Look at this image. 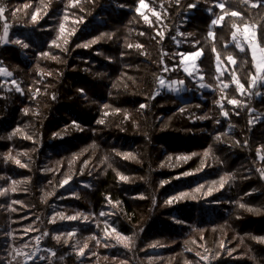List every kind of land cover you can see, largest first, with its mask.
<instances>
[{
    "label": "trees",
    "instance_id": "16d2710c",
    "mask_svg": "<svg viewBox=\"0 0 264 264\" xmlns=\"http://www.w3.org/2000/svg\"><path fill=\"white\" fill-rule=\"evenodd\" d=\"M251 2L0 0V264H264V69L233 41L252 27L264 49Z\"/></svg>",
    "mask_w": 264,
    "mask_h": 264
},
{
    "label": "snow or ice",
    "instance_id": "6c2138e0",
    "mask_svg": "<svg viewBox=\"0 0 264 264\" xmlns=\"http://www.w3.org/2000/svg\"><path fill=\"white\" fill-rule=\"evenodd\" d=\"M77 2H78V0H77ZM243 2H244L245 4H248V3L250 2V0H243ZM72 6H75V5H72ZM189 7L194 8V7H196V5H195V4H192V5H189ZM217 7H219L221 10H223V9H224V4H223V3H218V4H217ZM251 7H252V8L264 7V0H254V2H251ZM144 8H148V4L145 3V0H139V7L136 9V11H137L138 13H140L141 15H143V13H142L140 10H141V9H144ZM3 11H4V9H3V8H0V15L3 14ZM152 14L155 15V16H157V18L159 19V16H158V14H157L156 12H153ZM227 14L230 15V16H232V17H239V16H241V13H240L239 11H237V10H232V11H230V12L227 13ZM144 19H145V21H147L148 18L145 16ZM32 20L35 22V20H36V15H33V16H32ZM223 20H224V15H221V16H219L218 20H213V21H212V24H213V25H216L219 21H223ZM233 27H236V24H235V23L233 24ZM60 31H61V32L64 31V25H63V24H61V26H60ZM243 31H244V33H247V32L249 31L248 27L245 26L244 29H243ZM7 34H8V28H7V25H5V28H4V38H5V39H4V42H5V43L8 42L7 39H6ZM158 35H159V33H158ZM209 35H212V33L210 32ZM233 38H234V39L236 38V33H233ZM161 39H163V36H161ZM94 42H95V41H93V43H94ZM13 43L21 44V41H19V40H17V41H13ZM64 43H67V40H65ZM21 46L24 47V48H27V47H28L27 44H22ZM88 46H89L88 44L83 45V47H88ZM136 47H137V48H140L141 45L137 44ZM236 47H240L239 42L236 43ZM243 50H244V49L241 48V51H243ZM253 51H255V49H253ZM200 54H201V53H200L199 51H197V52L193 53L190 57H184V59H191V60L194 61V60L196 59V57H198ZM44 55L47 56V53H44ZM254 58H255V57H254ZM228 59H229L230 61H232V57L229 56ZM181 62H183V59H182ZM232 62L234 63V61H232ZM192 67L194 68L195 65L193 64ZM262 69H264V61H262L261 64H259V65L257 66V71H258V72L261 71ZM165 71H167V68H165ZM184 71L187 72L189 76L192 75V72L189 70L188 67H185ZM0 75H3V76H11V73L8 72V71H7L6 69H4L3 67H0ZM260 78H261V79H264V77H260ZM201 79H203V77H201ZM256 79H257V77L253 76V78H252V86H253V87L255 86ZM233 81L236 83V88H237L241 93H243V92H244V85L241 84L238 80H236L235 77H233ZM176 83H177L176 81H173V82H172L173 87H170V88H169L170 91H179L178 88H175V87H174V85H175ZM178 83L181 84V85H183L184 81H179ZM159 84H160L161 86H165V81H164L163 79H160V80H159ZM200 86H201L202 88H203V87H206L204 84H201ZM223 87H224V88H227L228 85H227V84H224ZM16 91H17V92H22V90H21V88H20L19 86L16 87ZM156 95H159V92H157ZM53 98H54V97H53ZM151 98L154 99L155 96H153V97H151ZM228 103L231 104V105H238V104H240V102H239L237 99H230V100L228 101ZM104 107L107 108V107H109V106H108V105H105ZM145 107H146V105H144V104L140 105V108H142V109L145 108ZM181 111H183V109H182ZM25 112L27 113V109L25 110ZM223 115H224L225 117H227V116H228V112L224 111V112H223ZM201 119H204V117H201ZM251 122H252V121H250V123H251ZM97 123L103 124V123H104V120H99V121H97ZM76 127L79 128V125H76ZM219 139H220V137H217V140H219ZM93 147H94V146H93ZM25 155H26V153H25ZM117 155H122L124 159H133V160L136 159V157H135L134 155H132L131 153H124V154L117 153ZM204 155H205V157H207V156L209 155V153H208V152H205ZM6 159H15V158H14V157H11V155H9L8 157H6ZM182 159H187V157H182ZM15 163L18 164V165H20L21 167H25V165L21 164V162H20L19 159H15ZM117 174L119 175L120 180L127 182L128 177L123 176V175H120L119 173H117ZM261 175H262V178H264V172H262ZM230 179H232V177H230V176H225V177H223L222 180H221V182H220L221 186H223V183L227 182V181L230 180ZM67 183H68V178H66V179H64V180L62 181V185H63V184H67ZM13 190H14V189H13ZM3 194H4L3 192H0V195H3ZM141 198H143V197H141ZM174 199H175V197H174ZM171 202H172L171 200L168 201V203H171ZM109 203H112L110 199H109ZM113 206L115 207V205H113ZM241 207H244V205H241ZM249 210L251 211V209H249ZM100 215L103 216V215H105V213L102 212V213H100ZM77 218H78L77 216H69V217H64L63 215L60 216V219H68V220H76ZM85 219H87V217H85ZM52 222H55V217L53 218ZM106 227H107V226H106ZM112 231H113L114 233L116 232V230H115L114 228L112 229ZM45 235H47V233H45ZM71 235H72V234H69V236H71ZM92 238L94 239L95 237H92ZM55 239H56L57 241H59V240L61 239V237H60V236H56ZM116 239H117V242H118V243H123L124 247H126V248L129 247V242H130V240H131L130 237H125V236L120 235V234L117 233V235H116ZM65 242H66V241H65ZM260 242H264V240H261ZM87 247H88V245H87V243H85V244L83 245V248H81L80 251L78 252V255H83V249H86ZM52 255L55 256V252H53Z\"/></svg>",
    "mask_w": 264,
    "mask_h": 264
},
{
    "label": "rangeland",
    "instance_id": "374dc122",
    "mask_svg": "<svg viewBox=\"0 0 264 264\" xmlns=\"http://www.w3.org/2000/svg\"><path fill=\"white\" fill-rule=\"evenodd\" d=\"M244 28L242 29H235L236 33V38H233L234 43L236 44L237 42H239L240 44V49L244 48V47H248L251 51V54L254 58V61L256 62V65L258 66L259 64H261L262 61H264V49H259L257 44H256V40H255V29L252 27H248L249 31L247 33H244L243 31ZM253 49H255V51H253ZM192 54H188V55H184L182 57L183 62H182V68L183 71L185 69V67H188L189 70L192 72L191 77L197 81V86L200 87L201 89L205 88V87H201L200 85L203 84L201 82V76L198 74V66H197V61L200 58L201 54L196 57V59L193 61L191 59H184V57H190ZM195 65V67L193 68L192 65ZM262 71V70H261ZM261 71L258 72V75L261 74ZM185 72V71H184ZM187 73V72H185ZM188 74V73H187ZM1 77V81L3 83L6 84H13L14 82H12L10 79V76H3L0 75ZM164 80V79H163ZM259 80V77H257L256 81ZM264 81V79H262ZM165 81V86H161L159 84L160 90L166 91V92H172L175 95H179L183 92L184 90V85L179 84L177 81V83L174 85L175 88H178L179 91H170L169 88L173 87L172 82L170 81ZM42 251L41 249H36L35 251H33L32 256L27 257L24 261V264H27L28 262L34 260L35 258H42V255H39V252ZM48 253L52 254V251H48Z\"/></svg>",
    "mask_w": 264,
    "mask_h": 264
},
{
    "label": "water",
    "instance_id": "95a60500",
    "mask_svg": "<svg viewBox=\"0 0 264 264\" xmlns=\"http://www.w3.org/2000/svg\"><path fill=\"white\" fill-rule=\"evenodd\" d=\"M80 258H83V255H80Z\"/></svg>",
    "mask_w": 264,
    "mask_h": 264
}]
</instances>
